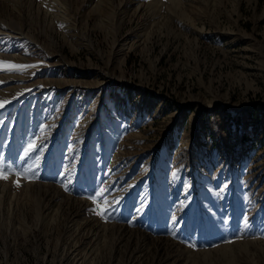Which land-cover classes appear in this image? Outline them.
Segmentation results:
<instances>
[{
    "label": "rangeland",
    "instance_id": "374dc122",
    "mask_svg": "<svg viewBox=\"0 0 264 264\" xmlns=\"http://www.w3.org/2000/svg\"><path fill=\"white\" fill-rule=\"evenodd\" d=\"M0 22L38 65L0 79V161L45 136L35 177L0 180V264H264V0H0Z\"/></svg>",
    "mask_w": 264,
    "mask_h": 264
},
{
    "label": "snow or ice",
    "instance_id": "6c2138e0",
    "mask_svg": "<svg viewBox=\"0 0 264 264\" xmlns=\"http://www.w3.org/2000/svg\"><path fill=\"white\" fill-rule=\"evenodd\" d=\"M63 27V26H61ZM38 65H26V64H15L10 63L7 61L0 60V71L5 72H15L16 74H24V70H27L29 68H37ZM13 99H16V97H13ZM10 100H0V110H3L6 105L10 104ZM47 129L45 127L40 128L41 133H46ZM45 139L44 135L35 137L31 139L30 141H26L25 145H21L22 149V155L18 154L16 159L19 160L22 165L27 163L29 159L33 161L32 165H29L28 167H22V170H13L10 167H7L3 161H0V180H7L10 178V176L16 177V183L17 186H19L18 181L20 179H29L31 180L33 177L37 175V170L40 167V159L44 151L45 145L42 143H38V141H43ZM73 160H76L77 158L75 156L72 157ZM68 169L65 167V173L64 175L67 176ZM31 172V176H27L26 173ZM175 174V173H174ZM101 185L98 190H94V195H90L89 198L92 200L93 204L97 205V209H93L96 215L100 216L101 219H105L107 221L108 216V206L112 207H118L119 203L121 202L120 199H117L116 197H113L112 200H108L107 196L108 194L113 190L114 185H105L103 181H101ZM228 187L227 184H224L221 186V191L226 190ZM65 190L67 191V186L65 185ZM99 201H103V206H100ZM138 212L143 211V208H138ZM177 217L173 214L171 217V220L173 223L177 222ZM244 223L247 226L248 219L245 216L244 217ZM189 247H194V245H189Z\"/></svg>",
    "mask_w": 264,
    "mask_h": 264
},
{
    "label": "bare ground",
    "instance_id": "6f19581e",
    "mask_svg": "<svg viewBox=\"0 0 264 264\" xmlns=\"http://www.w3.org/2000/svg\"><path fill=\"white\" fill-rule=\"evenodd\" d=\"M52 16H54V18L58 19V20L62 19L61 14L57 15V13H55ZM12 34H15L13 29L11 30V28L9 26H7L5 23L0 22V60L7 61L10 63H15V64H26L23 62L28 60L26 58V55L28 52L27 48L24 46L23 47L21 46V47H14L12 49V44L9 45L10 41H9V44H6L7 40H12V39H10L11 36H9ZM12 41L14 43V40H12ZM13 73H15V72L0 71V79H5L8 76H12ZM1 98H2V96L0 95V100H3V98L2 99ZM8 100H13V97H11Z\"/></svg>",
    "mask_w": 264,
    "mask_h": 264
}]
</instances>
